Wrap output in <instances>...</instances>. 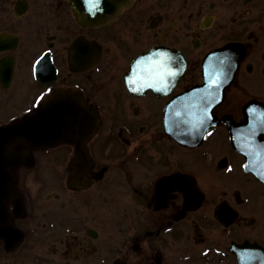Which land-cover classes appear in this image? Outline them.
<instances>
[{"label":"flooded vegetation","instance_id":"obj_1","mask_svg":"<svg viewBox=\"0 0 264 264\" xmlns=\"http://www.w3.org/2000/svg\"><path fill=\"white\" fill-rule=\"evenodd\" d=\"M228 44L212 124H174ZM33 115L40 146L0 141V264H264V0H0V129Z\"/></svg>","mask_w":264,"mask_h":264},{"label":"water","instance_id":"obj_2","mask_svg":"<svg viewBox=\"0 0 264 264\" xmlns=\"http://www.w3.org/2000/svg\"><path fill=\"white\" fill-rule=\"evenodd\" d=\"M119 5L120 4H118V6ZM227 84H223L222 85V87H221V89L219 91L220 94H223V92H224V86H226ZM195 91L196 92H202V93L203 92L204 93L210 92L211 91L210 82H209V84L203 85L202 87H200V88H198L196 90H193L192 92H195ZM37 123H38V116H35V117L31 118L30 121H28L27 123H25V125L27 124V126H30L31 127V126H35ZM29 130L30 129H27V131L24 132V133H26V135H24L23 138H25L27 141H29L31 139L30 137H32L33 139L37 138L38 131H31L30 130L31 132H29ZM177 138L179 139L180 137L177 136Z\"/></svg>","mask_w":264,"mask_h":264},{"label":"rangeland","instance_id":"obj_3","mask_svg":"<svg viewBox=\"0 0 264 264\" xmlns=\"http://www.w3.org/2000/svg\"><path fill=\"white\" fill-rule=\"evenodd\" d=\"M7 261H10V262H12L13 260H8V259H7ZM28 264H29V263H28Z\"/></svg>","mask_w":264,"mask_h":264}]
</instances>
